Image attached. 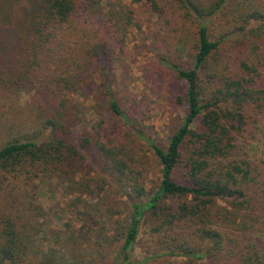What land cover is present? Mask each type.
Instances as JSON below:
<instances>
[{
  "label": "trees",
  "instance_id": "16d2710c",
  "mask_svg": "<svg viewBox=\"0 0 264 264\" xmlns=\"http://www.w3.org/2000/svg\"><path fill=\"white\" fill-rule=\"evenodd\" d=\"M146 1L158 13L167 7ZM168 1L194 31L191 63L163 62L183 84L180 99L185 104L164 144L139 120V102L115 92L114 48L102 25L92 24L110 6L107 13L119 28L121 14L129 10L121 0H32L25 30L0 26V44L18 63L10 85L17 90L38 87L51 111L43 124L49 130L45 139L38 133L0 147V203L6 202L0 206V264H33L30 243L40 229L34 217L43 213L33 202L38 194L34 180L53 178L68 186V193H87L93 173L104 183L100 190L114 186L124 205L120 218L104 217L96 234L119 242L113 264L159 259L264 264V248L245 234L248 222L264 212V160H252L243 151L256 124L264 122V0ZM132 17L129 10L128 20ZM69 27L80 31L77 38L64 37ZM90 94L122 126L101 119L76 137L71 129L81 121ZM130 136L143 141L157 159L160 175L149 187L125 145ZM27 186L20 211L11 197ZM77 215L80 229L91 231L85 212ZM141 229L152 237L138 258L133 250ZM39 263L51 264L49 259Z\"/></svg>",
  "mask_w": 264,
  "mask_h": 264
},
{
  "label": "rangeland",
  "instance_id": "374dc122",
  "mask_svg": "<svg viewBox=\"0 0 264 264\" xmlns=\"http://www.w3.org/2000/svg\"><path fill=\"white\" fill-rule=\"evenodd\" d=\"M31 1L0 0V26L20 32L25 30L23 20ZM156 1L160 6L167 5V7H163L162 12L158 13L146 0H121L123 9L132 10L133 17L132 20H128L129 10L122 13L119 28L114 26L113 20H110V15L107 13V10L111 9L110 6L103 7L99 12L102 20L94 21L92 24L102 25V30L105 31L114 48L112 72L115 92L123 98L135 99L139 102L142 110L137 114L139 120L146 126V130L152 127V135L164 144L181 121L185 104L180 99V95L183 94V84L163 62L164 60L181 61L180 63L184 65L191 63L194 26L187 21L182 22L174 6L167 4L168 0ZM114 15L119 16L120 13L115 12ZM127 21H131V24ZM69 34L75 39L80 31L69 27L64 37ZM225 50L222 49L223 53ZM17 68L18 63L14 60L13 52L1 43L0 147L13 139H30L41 133L39 138L43 140L49 134V130L43 129V124L49 118L51 111L45 109L46 98L38 91V87L17 90L10 85V79L19 71ZM88 81L89 79H86V82ZM90 95L81 109V121L71 129L76 137L82 131L90 130L94 122L101 119L105 120V125L117 123L122 126V121L106 112L101 100L95 101V95ZM125 145L132 160L136 162V168L142 169L147 175L146 179L149 183H146V187H149L150 182L156 183L160 175L159 165L151 149L133 136L125 139ZM243 151L252 160L257 162L264 160L263 121L256 124L254 138L245 144ZM100 178L96 173L90 176V190L87 193H79L75 190L68 193L70 188L68 186L64 188L61 182L53 178L33 181L34 187L38 189L33 202L38 203L43 210L41 216L34 217V222L36 221L40 229L30 243L34 250L30 255L33 264H40L39 262L45 259H49L51 264L67 262L73 264L72 261L78 257L79 260H83L82 264H113L119 242L114 240L107 242L102 238L103 236L99 237L96 234L104 217L106 220L120 218V211L124 205L114 186L109 184L104 190H100L104 185ZM29 188L30 186L23 187L11 197L20 211L22 201L25 199L24 194L29 192ZM1 194L5 195L3 191ZM5 204L6 202L1 200L0 206ZM82 212H85L84 223L92 228L91 231L86 227L80 229L81 218L77 214ZM247 225L249 229L245 234L264 248V212L256 222L253 224L248 222ZM106 232L103 230L102 234ZM151 237L145 229L140 230L137 238L139 241L133 250L134 256L142 258V249H147L144 241ZM61 256L62 260H57ZM206 263L209 264L208 261ZM150 264L172 263L159 259Z\"/></svg>",
  "mask_w": 264,
  "mask_h": 264
}]
</instances>
